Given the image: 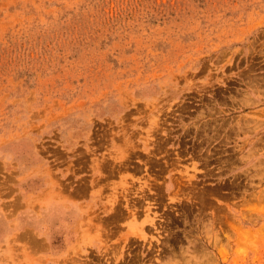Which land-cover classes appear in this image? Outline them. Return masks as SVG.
Instances as JSON below:
<instances>
[{
  "label": "rangeland",
  "instance_id": "rangeland-1",
  "mask_svg": "<svg viewBox=\"0 0 264 264\" xmlns=\"http://www.w3.org/2000/svg\"><path fill=\"white\" fill-rule=\"evenodd\" d=\"M199 262L264 264V0H0V264Z\"/></svg>",
  "mask_w": 264,
  "mask_h": 264
},
{
  "label": "bare ground",
  "instance_id": "bare-ground-1",
  "mask_svg": "<svg viewBox=\"0 0 264 264\" xmlns=\"http://www.w3.org/2000/svg\"><path fill=\"white\" fill-rule=\"evenodd\" d=\"M95 164V163H94ZM102 168V167H101ZM101 170V169H100ZM132 215V214H131ZM216 224V223H215ZM204 227V226H203ZM216 229V228H215ZM258 232V231H257ZM208 234V233H207ZM258 235H260V234H258ZM188 251V250H187ZM194 251V250H193ZM190 252V251H189ZM187 255H189V254H187ZM197 255V254H196ZM185 256V255H184ZM192 256V255H191ZM209 258V257H208ZM198 259V258H197ZM197 259H195L194 258V260H197ZM201 260V259H200ZM202 261V260H201ZM200 263V262H199ZM199 263H197V264H199ZM202 263H203V261H202ZM201 264V263H200Z\"/></svg>",
  "mask_w": 264,
  "mask_h": 264
}]
</instances>
